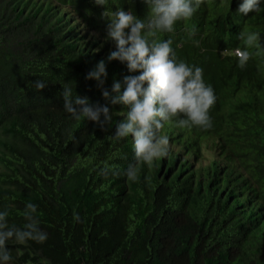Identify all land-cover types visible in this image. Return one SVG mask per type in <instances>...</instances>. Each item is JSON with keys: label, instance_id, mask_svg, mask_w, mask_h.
I'll use <instances>...</instances> for the list:
<instances>
[{"label": "trees", "instance_id": "obj_1", "mask_svg": "<svg viewBox=\"0 0 264 264\" xmlns=\"http://www.w3.org/2000/svg\"><path fill=\"white\" fill-rule=\"evenodd\" d=\"M212 6L215 18L227 10L222 1ZM117 8L148 15L144 0H0V210L24 228L25 206L37 205L48 234L43 243L9 242L10 263L264 264V63L236 68L227 54L234 46L255 52L243 39L249 32L264 47V13L223 26L216 49L193 43L180 21L158 36L203 69L217 97L210 128L182 129L177 117L160 130L186 156L213 150L205 168L190 172L180 153L137 163L132 137L114 135L127 108L102 91L139 74L107 59L115 42L102 12ZM101 59L108 75L98 86L86 74ZM38 79L48 86L35 89ZM65 88L107 105L110 124L73 119L63 109ZM129 164L138 167L134 181L125 176Z\"/></svg>", "mask_w": 264, "mask_h": 264}, {"label": "clouds", "instance_id": "obj_2", "mask_svg": "<svg viewBox=\"0 0 264 264\" xmlns=\"http://www.w3.org/2000/svg\"><path fill=\"white\" fill-rule=\"evenodd\" d=\"M222 1L227 10L215 18L212 5ZM148 7L146 19H141L130 9L117 8L114 11H103L102 17L107 16V38L115 42V50L108 56V61L118 60L126 63L129 73L123 81L113 80L111 92L102 91L103 97L112 105H122L127 108L124 118L115 127L114 135L118 138L131 136L134 142L137 163L151 164L170 153L182 154L180 162L187 160L190 172H196L206 165L193 167V162L202 156H214L213 150L199 147L197 158L186 156L179 146L170 141L166 135H161L164 122L174 118L180 128L198 126L210 128L212 126L209 109L216 102L213 87L204 80L203 69L189 64L177 57L172 47V40H159L161 33H171L180 21L181 31L191 37L193 43L202 48L216 49L221 46L219 33L223 26L227 29L235 19L238 25L248 22L251 13H264V0H144ZM97 5L107 6L109 0H95ZM200 7V8H199ZM199 9V10H198ZM219 20V21H217ZM223 23L221 26L220 23ZM200 22V23H199ZM198 27V28H197ZM191 31V32H188ZM259 33L249 32L243 35L247 46L257 45L255 52L248 47L234 46L227 53L233 58L232 64L244 67L252 59L264 63V47L255 43ZM104 41V40H102ZM105 42V41H104ZM109 49L112 45H108ZM114 47V46H113ZM238 62H234V59ZM237 68V67H236ZM106 62L99 60L95 67L86 74V79L94 80L102 86L107 79ZM43 80H36L34 87L43 90L47 87ZM259 86H255L253 93L257 94ZM65 112L73 119L83 117L86 121L110 124L112 115L107 105L90 104L88 97L72 96L71 90L63 91ZM103 117V119H101ZM169 161L168 159H166ZM104 171H107L105 167ZM138 175L137 164H129L125 176L135 180ZM25 218L28 221L24 228L10 226L7 220V210H0V264H10L13 257L7 244L11 241L24 244L27 241L43 243L48 234L40 227L37 205L29 203L25 206ZM74 219L79 221L78 213Z\"/></svg>", "mask_w": 264, "mask_h": 264}, {"label": "rangeland", "instance_id": "obj_3", "mask_svg": "<svg viewBox=\"0 0 264 264\" xmlns=\"http://www.w3.org/2000/svg\"><path fill=\"white\" fill-rule=\"evenodd\" d=\"M208 157H209V155H205V156H202V157L197 158L193 162V167L196 168V167H198L200 165H206L208 163ZM41 264H46V263L45 262H42Z\"/></svg>", "mask_w": 264, "mask_h": 264}]
</instances>
